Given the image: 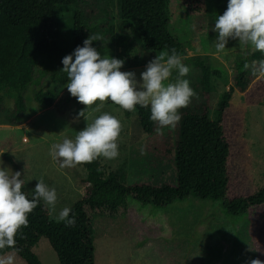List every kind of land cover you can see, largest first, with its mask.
<instances>
[{"label":"trees","instance_id":"1","mask_svg":"<svg viewBox=\"0 0 264 264\" xmlns=\"http://www.w3.org/2000/svg\"><path fill=\"white\" fill-rule=\"evenodd\" d=\"M83 1L0 0V114L4 113V99L12 100L6 124L22 125L28 117L25 94L32 87L35 103L42 109L51 108L60 91L66 88L62 58L78 45L82 46L88 36L98 38L92 43L103 56L121 49L126 57L122 69L137 68V62L130 61L137 48L149 56L175 49L192 69L189 78L196 85L197 98L180 109L181 120L175 129L174 142L167 144L160 139L146 142L150 151L156 153L157 149L162 153L159 154L162 159L171 157L174 183L126 186L123 171L106 172L101 157L79 164L87 177L83 180L84 196L71 207L75 224L66 227L61 221H51L46 206L40 203L28 215L27 227L18 230L16 244L0 249V257L13 253L26 264H43L34 248L46 239L60 264H95V219L124 217L129 200L143 207L165 209L194 196L220 202L224 212L235 218L249 216L251 210L264 207V188L257 192L253 189L244 125L247 109L264 103V78L251 71L253 64L264 60V53H246L236 61L233 84L222 94L215 110L216 119L211 121L208 102L200 101L209 98L212 80L220 79L223 71L213 68L208 56L186 58L185 45L170 32L175 15L172 0H115L117 28L108 20L93 22L79 9ZM178 2L192 17L207 13L205 0ZM68 9H73V15L66 22L63 12ZM100 36L108 40H100ZM63 40H73V47H63ZM48 84L54 88L45 89ZM236 91L243 94L242 101H234ZM74 101L75 115L82 111L78 118H84L86 107L75 97ZM108 104L120 108L110 100ZM121 110L127 118L137 116L139 127L147 137L158 132L160 126L149 119L148 108ZM2 157L9 159L6 154ZM22 191L27 193L25 186ZM256 255L264 261L263 251H256Z\"/></svg>","mask_w":264,"mask_h":264},{"label":"rangeland","instance_id":"2","mask_svg":"<svg viewBox=\"0 0 264 264\" xmlns=\"http://www.w3.org/2000/svg\"><path fill=\"white\" fill-rule=\"evenodd\" d=\"M172 1L175 15L170 32L185 45L186 58L208 56L210 65L223 71L220 79L212 80L209 98L200 101L203 104L208 102L209 119L214 121L222 94L233 84L236 61L246 53L251 55L259 51L241 48L233 40L229 41V48L225 52L215 51V33L211 27L216 16L226 9L227 0H205L207 13L199 18L188 15L178 0ZM114 5L115 0H84L78 6L93 22L108 20L110 25L117 28L119 20ZM72 15L73 9L65 10L63 21L68 22ZM100 40L108 39L100 36ZM62 46L71 49L73 40H63ZM107 55L124 62L126 60L121 49ZM153 57L137 48L130 57V61L137 62V68L121 71H134L139 79L140 72ZM183 62L188 65L185 60ZM189 73L186 79L196 93V85L189 78ZM174 78L175 73L171 79ZM44 88L54 86L48 84ZM34 91L32 87L25 94L28 117L20 126L6 124L5 118L13 107V101L4 99V113L0 114V159L13 171L22 172L27 193L33 190L36 179L42 178L49 187H54L57 193L56 213L81 201L85 193L83 180L87 173L79 165L61 168L58 161L49 155V149L51 145L62 142L65 136L74 138L78 130L103 112L114 115L121 123L117 139L119 156L112 160L101 157L104 170L108 173L122 170L126 186L135 183H174L175 168L171 157L162 159V155L159 156L161 152H157V149L156 153L150 151L152 149L147 148L146 142L151 140L154 143L159 139L165 143L174 142L177 124L174 127H159L156 134L147 137L139 127L136 115L125 117L123 111L109 105L107 99L103 103L97 100L87 106L84 118L80 119L75 115L74 97L67 88L60 91L49 109H42L35 103ZM242 100L243 94L236 91L234 101ZM244 125L253 189L257 192L264 188V103L247 109ZM3 154L9 159H4ZM56 213L49 212L50 220L55 223L60 222ZM94 229L95 264H247L251 259H257L256 251L264 252V207L251 210L249 216L235 218L224 212L220 202L204 201L194 196L165 209L143 207L129 200L124 217L96 218ZM34 253L43 264H60L46 239L38 243ZM0 261L3 264H26L13 253L0 257Z\"/></svg>","mask_w":264,"mask_h":264},{"label":"clouds","instance_id":"3","mask_svg":"<svg viewBox=\"0 0 264 264\" xmlns=\"http://www.w3.org/2000/svg\"><path fill=\"white\" fill-rule=\"evenodd\" d=\"M211 31L215 33L213 44L217 53L225 52L230 40L241 48L264 53V0H227L226 9L216 16ZM97 39L88 36L82 46L78 45L62 58L61 70L66 73L65 87L69 94L85 107L107 99L126 111H134L137 106L148 108L150 120L160 127H174L181 120L180 109L187 107L196 96L185 78L190 68L183 62L184 57L175 49L155 55L137 79L134 71H121L122 59L101 55L92 43ZM251 71L264 77V60L253 64ZM81 115L82 111L78 113ZM120 131V121L103 112L78 130L74 138L65 136L62 142L51 145L49 155L61 168L91 163L100 157L115 159L119 156ZM36 181L30 193L22 191L25 186L22 172L13 171L0 159V249L16 244L18 230L27 227L28 215L41 202L50 213H56V189L42 178ZM70 213V207H63L56 218L66 227L73 226L75 216ZM247 264H264V261L251 259Z\"/></svg>","mask_w":264,"mask_h":264},{"label":"crops","instance_id":"4","mask_svg":"<svg viewBox=\"0 0 264 264\" xmlns=\"http://www.w3.org/2000/svg\"><path fill=\"white\" fill-rule=\"evenodd\" d=\"M162 54H166L165 52H163Z\"/></svg>","mask_w":264,"mask_h":264}]
</instances>
